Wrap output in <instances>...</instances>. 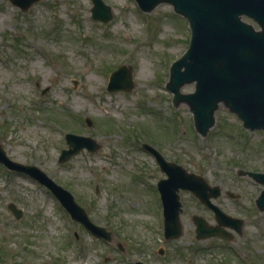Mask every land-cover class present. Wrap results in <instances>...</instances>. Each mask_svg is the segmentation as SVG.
I'll list each match as a JSON object with an SVG mask.
<instances>
[{"label": "rangeland", "instance_id": "obj_1", "mask_svg": "<svg viewBox=\"0 0 264 264\" xmlns=\"http://www.w3.org/2000/svg\"><path fill=\"white\" fill-rule=\"evenodd\" d=\"M104 2L113 12L108 22L92 17V0H39L26 12L0 0V142L10 158L69 189L113 236H95L46 185L0 163V264H264V210L255 203L264 186L240 174L264 171V131L245 129L220 104L201 135L189 106L173 104L165 87L190 41L186 18L169 3L145 12L136 0ZM121 65L132 70L134 87L109 91ZM68 132L100 147L61 161ZM144 142L220 185L213 201L244 219L242 232L231 241L197 239L192 215L216 224L214 212L181 190L183 233L167 240L157 187L166 173Z\"/></svg>", "mask_w": 264, "mask_h": 264}, {"label": "water", "instance_id": "obj_2", "mask_svg": "<svg viewBox=\"0 0 264 264\" xmlns=\"http://www.w3.org/2000/svg\"><path fill=\"white\" fill-rule=\"evenodd\" d=\"M14 5L27 11L39 0H11ZM92 16L108 22L113 18L111 7L104 0H92ZM146 11L160 3H170L174 10L189 20L190 44L185 53L171 66L167 88L174 93L173 103L188 104L194 114L197 130L203 136L215 124V112L220 104L236 113L243 125L251 130H264V0H137ZM249 18L253 22L244 19ZM255 23L258 25L256 27ZM195 82L193 92L184 93L181 87ZM134 87L133 73L126 65L112 72L108 90H131ZM88 124L92 120L87 118ZM69 148L63 149L61 161L86 148L96 151L100 144L92 137L75 133L66 134ZM157 157L167 177L158 182L165 214V236L180 237L183 226L180 214L183 203L181 189L192 191L202 202L215 211L216 225L194 214L196 238L211 236L231 238L225 227L240 232L243 219L233 217L212 202L211 197L221 194L219 185H210L202 175L188 171L183 165L167 160L163 154L148 143L143 144ZM0 162L13 170L26 172L46 184L61 200L73 219L81 222L94 234L111 240L112 232L96 224L87 210L81 206L67 188L56 183L46 172L33 164L18 162L9 157L0 142ZM264 184V172L241 170ZM229 195L235 197L232 192ZM264 210V189L256 199ZM18 218L23 214L14 203L9 204ZM163 253L164 250H161ZM137 264H146L138 261Z\"/></svg>", "mask_w": 264, "mask_h": 264}, {"label": "flooded vegetation", "instance_id": "obj_3", "mask_svg": "<svg viewBox=\"0 0 264 264\" xmlns=\"http://www.w3.org/2000/svg\"><path fill=\"white\" fill-rule=\"evenodd\" d=\"M232 236L234 237V234H232Z\"/></svg>", "mask_w": 264, "mask_h": 264}]
</instances>
